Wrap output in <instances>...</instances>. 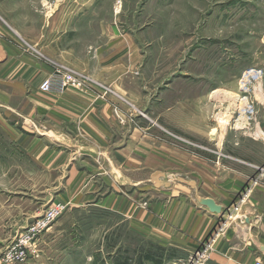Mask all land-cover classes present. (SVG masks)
Returning a JSON list of instances; mask_svg holds the SVG:
<instances>
[{"label": "crops", "instance_id": "crops-1", "mask_svg": "<svg viewBox=\"0 0 264 264\" xmlns=\"http://www.w3.org/2000/svg\"><path fill=\"white\" fill-rule=\"evenodd\" d=\"M150 1L141 8L138 0H53L36 17L7 13L0 130L11 145L0 152L45 168L52 162L35 156L46 151L29 138H53L96 165L81 170L77 158L69 160L76 169L69 176L78 179L74 208L113 212L134 236L187 258L210 243L205 264H264V83L244 98L215 88L207 96L204 78L159 56L155 25L144 20ZM58 68L83 77V91H58ZM46 80L54 83L49 93L40 90ZM150 121L196 145L167 139ZM242 199L236 218L213 238Z\"/></svg>", "mask_w": 264, "mask_h": 264}, {"label": "rangeland", "instance_id": "rangeland-1", "mask_svg": "<svg viewBox=\"0 0 264 264\" xmlns=\"http://www.w3.org/2000/svg\"><path fill=\"white\" fill-rule=\"evenodd\" d=\"M9 1L0 0L1 23L9 19L7 13L11 9L19 17L28 18L29 13L33 17L41 15L42 2L53 0H14L16 6ZM146 1L149 0H138V6L144 8ZM150 3L151 12L144 20L155 25L158 49L162 52L159 56H171L176 68L189 67L190 75H199L200 82L204 78L206 87H210L207 96L215 88L223 97L244 98L264 83V0H151ZM130 5L127 3L126 7ZM65 70L84 79L77 72ZM114 113L124 123L117 108ZM150 124L177 144L196 145L160 122ZM29 142L30 146L46 151L35 154L36 157L52 163L45 168L32 160L18 164L17 159L7 161V154L0 152V264H154L141 259L148 254L163 259L164 264H174V260L196 262V256L187 258L185 253L161 249L159 244L134 236L125 219L113 212L74 208L71 197L75 195L78 179L69 176L71 169L76 170L69 160L77 158L81 170L86 167L93 170L95 163L71 152L69 145L58 146L50 137L30 135ZM9 145L0 130V147ZM140 205L147 207L146 203ZM56 207L64 208L61 216L47 229L32 231L37 221ZM17 251L24 252V259L9 260Z\"/></svg>", "mask_w": 264, "mask_h": 264}, {"label": "built area", "instance_id": "built-area-1", "mask_svg": "<svg viewBox=\"0 0 264 264\" xmlns=\"http://www.w3.org/2000/svg\"><path fill=\"white\" fill-rule=\"evenodd\" d=\"M55 81H56V86L57 90L60 92L69 90V89H74V90H82L86 86V81L84 79H80L73 74L67 72L63 68H58L55 72ZM54 83L51 80H46L44 81L41 86L40 90L43 93H49L54 89ZM242 199L239 203H236L234 207H232L231 211L226 214V216L222 219V221L219 222L218 226L216 227L214 233H213V238L218 237L228 227V224L232 222L236 216L237 213L240 209L241 204L243 203ZM64 208L63 207H56L53 209H50L48 212L45 213V215L39 219L35 225V227L32 229V231H42L44 229H47L50 227L55 220L61 216L63 213ZM14 250V249H13ZM211 250V244L207 243L204 244L201 249L198 251V253L195 254L197 258L196 262L194 264H205L207 259H208V253ZM34 254H37V251H33ZM24 252L22 251H17L15 253V256L12 258H9V260H22L24 259ZM193 256V257H195Z\"/></svg>", "mask_w": 264, "mask_h": 264}, {"label": "trees", "instance_id": "trees-1", "mask_svg": "<svg viewBox=\"0 0 264 264\" xmlns=\"http://www.w3.org/2000/svg\"><path fill=\"white\" fill-rule=\"evenodd\" d=\"M159 248H161V247H159ZM141 259H145L146 261L152 262L154 264H164L163 259H161V258H155L151 254H148L144 258H141Z\"/></svg>", "mask_w": 264, "mask_h": 264}, {"label": "water", "instance_id": "water-1", "mask_svg": "<svg viewBox=\"0 0 264 264\" xmlns=\"http://www.w3.org/2000/svg\"><path fill=\"white\" fill-rule=\"evenodd\" d=\"M207 204L211 205V203H207ZM209 205H208V206H209ZM209 209H210L211 211L215 212V213H218V212H219L218 207L215 206V205H213V204H212L211 206H209Z\"/></svg>", "mask_w": 264, "mask_h": 264}, {"label": "bare ground", "instance_id": "bare-ground-1", "mask_svg": "<svg viewBox=\"0 0 264 264\" xmlns=\"http://www.w3.org/2000/svg\"><path fill=\"white\" fill-rule=\"evenodd\" d=\"M221 121V120H220ZM221 124L222 125H227L228 124V121L227 120H225V121H221Z\"/></svg>", "mask_w": 264, "mask_h": 264}]
</instances>
